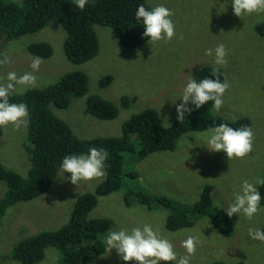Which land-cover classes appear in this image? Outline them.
<instances>
[{
    "label": "rangeland",
    "instance_id": "rangeland-1",
    "mask_svg": "<svg viewBox=\"0 0 264 264\" xmlns=\"http://www.w3.org/2000/svg\"><path fill=\"white\" fill-rule=\"evenodd\" d=\"M11 1L20 3L22 0ZM148 2L164 3L172 9V19L179 38L161 40L152 45L146 43L132 50L120 44L113 29L96 26L99 54L92 61L75 65L64 53L65 30L56 22H51L42 31L9 44L5 55L8 62L0 68V77L8 71L19 74L30 70L28 45L48 42L52 45L53 56L49 60H42L39 65L35 73L36 88L48 87L72 72L85 73L89 80L88 92L84 97L74 98L66 109L53 107V112L64 119L82 139L120 137L125 121L146 108L158 111L162 123L167 119L172 124L177 118L172 102L177 99L176 103H180L178 98L183 84L191 75L195 78L202 66H213L212 58L204 55V49L223 43L227 63L217 67L223 71L229 88L224 93L221 109L214 112L225 119L231 118L228 120L243 116L249 118L253 132L252 152L242 158L228 159L223 152L213 153L203 146H196V134L199 132H195L185 134L173 152H158L144 160H138L132 154L127 155L124 188L99 198L89 216L112 219L115 229L149 222L158 226L162 234L172 240L175 250L182 248L178 234L180 238L193 235L200 242L196 246L192 264H264V244L243 235L239 223L235 234L230 237H224L220 232L211 233L214 226L209 217L195 218L192 228L169 231L165 226L168 211L148 210L136 202L127 206L125 202L127 191L145 190L160 194L171 190L175 198H185V204L191 192L199 197L201 189L209 182L214 185V201H223L231 198V191L238 186L240 179L251 181L258 175L264 176V37L255 30L257 24L264 22V12L238 17L232 11L230 0L224 12H221L224 0ZM109 75L113 77V82L108 87H101L100 81ZM177 91L175 96L172 95ZM92 95L112 101L119 108L118 116L113 120L102 121L87 114L86 101ZM124 97H136L137 100L126 109L121 106ZM26 135L27 126L22 123L16 127L11 123L0 126V163L22 174H26L29 162ZM138 142L135 140V143ZM129 173H137L139 178L134 179ZM64 175L67 177L71 174ZM103 179L93 178L73 185L58 177L42 196L20 201L8 208L1 220L0 264H19L9 258L14 247L26 238L43 231L58 230L68 223L78 198L86 193H95ZM7 191L6 183L1 181L0 198ZM262 223L264 212L254 222L256 225ZM91 263L134 264L120 261L115 250L109 253L105 251L97 261ZM39 264H58L56 250L49 249L46 258Z\"/></svg>",
    "mask_w": 264,
    "mask_h": 264
},
{
    "label": "trees",
    "instance_id": "trees-1",
    "mask_svg": "<svg viewBox=\"0 0 264 264\" xmlns=\"http://www.w3.org/2000/svg\"><path fill=\"white\" fill-rule=\"evenodd\" d=\"M147 8L148 0H89L83 10L76 8L73 0H0V58L4 57L11 42L23 36L36 33L51 22H56L65 30L63 45L67 59L82 65L92 61L100 51L96 26L109 27L115 31V37L122 46L137 49L147 43L142 37L143 26L137 24L134 11L137 4ZM256 32L264 37V22L255 27ZM30 57L39 56L49 60L53 56L52 45L45 41L28 45ZM213 66H202L196 74L197 80L210 75ZM217 78L224 80L225 75L217 67ZM88 77L82 72H72L60 77L52 85L43 88L31 87L21 95L11 96L10 102H23L28 106V124L26 135V153L28 165L26 174L16 172L0 163V182H5L8 191L0 198V227L5 211L20 201L34 200L45 194L53 181L58 178L59 161L66 153L87 152L89 146L105 148L108 153L106 175L95 193L80 196L71 212L68 223L55 231H43L19 242L10 254V259L19 264H39L44 261L49 249H55L58 264H92L105 253L103 237L115 229L112 219L89 216L99 198L123 189L125 161L127 155H134L144 160L158 152H173L181 138L188 133L201 132L213 122H228L232 127L248 125V117L228 120L215 114L211 101L187 113L184 119L177 118L164 127L159 112L146 108L131 115L122 127L120 137L80 138L70 125L53 112V107L66 109L74 98L84 97L88 92ZM113 82L112 76L100 81L101 87H108ZM177 92L172 93L175 96ZM137 98L121 99V106L129 108ZM119 108L108 99L99 95L89 96L86 101V113L99 120H113L118 116ZM138 140V143H135ZM134 179L137 173H129ZM163 177H166L162 173ZM209 182L202 189L199 197L192 194L185 198H175L171 190L160 194L145 190L127 191L125 202L131 206L134 202L148 210L163 209L168 211L165 226L169 231H180L194 226V219L209 217L214 228L224 237L233 236L237 223L243 235L249 224L243 218L231 220L222 210L213 209L214 185ZM264 196V185L259 189ZM145 191V192H144ZM127 199V201H126ZM192 199L191 201H189ZM194 200V202H193ZM264 204V199L261 200ZM259 226L264 229V223ZM183 248H177L178 255ZM1 259V254H0ZM15 261V262H16ZM1 262V260H0ZM218 264V263H217ZM222 264V263H219Z\"/></svg>",
    "mask_w": 264,
    "mask_h": 264
},
{
    "label": "clouds",
    "instance_id": "clouds-1",
    "mask_svg": "<svg viewBox=\"0 0 264 264\" xmlns=\"http://www.w3.org/2000/svg\"><path fill=\"white\" fill-rule=\"evenodd\" d=\"M73 3L76 8L83 10L89 0H73ZM228 3L229 0L221 3L223 9L221 12L226 10ZM230 3L233 13L241 18L264 12V0H230ZM133 15L137 24L143 26L142 37L146 38L150 45L161 40L169 41L174 37L179 38L176 24L172 19L173 11L164 3L154 2L147 8L143 3L137 4ZM3 55L4 57L0 58V68L8 62L6 52ZM204 55L212 58L213 67L210 75L203 76L199 80L191 75L182 86L178 98L180 103H176L177 99L175 102L171 101L179 121L184 119L186 113L200 109L209 101H211L212 110L216 112H219L224 103L223 97L229 88V83L226 79L217 78L216 73L217 66L227 63L225 45L217 43L213 48H205ZM41 62V57L32 56L30 70L19 74L8 71L0 77V126L9 123L14 127L21 123L27 126L28 106L23 102H10L9 98L13 95H21L28 88L35 86L37 81L35 73ZM162 125L167 127L168 120H164ZM252 141L253 132L248 125L234 128L228 122H213L212 125L196 134L195 145L203 146L209 152H223L228 159H232L233 157L242 158L251 153ZM108 156L109 153L105 148L95 146H89L87 152L66 153L59 161L57 177L61 180L66 179L73 185H78L81 181L104 177ZM65 173L71 175L66 177ZM262 185H264V176L258 175L251 181L240 179L238 186L233 187L231 191V198L223 201L217 199L214 201L215 208L222 210L231 220L242 217L246 221H254L255 217L264 212V204L261 203L264 196L259 190ZM213 232L219 231L212 227L211 233ZM246 235L248 239L264 244V229L255 226L254 223L249 224ZM177 238L180 239L184 254L178 255L172 240L163 235L158 226L143 222L108 231L103 237V244L106 252L115 250L118 259L123 262L161 264V262L171 261L172 264H192V257L200 240L190 234L182 238L178 234Z\"/></svg>",
    "mask_w": 264,
    "mask_h": 264
},
{
    "label": "bare ground",
    "instance_id": "bare-ground-1",
    "mask_svg": "<svg viewBox=\"0 0 264 264\" xmlns=\"http://www.w3.org/2000/svg\"><path fill=\"white\" fill-rule=\"evenodd\" d=\"M123 195V194H122Z\"/></svg>",
    "mask_w": 264,
    "mask_h": 264
}]
</instances>
